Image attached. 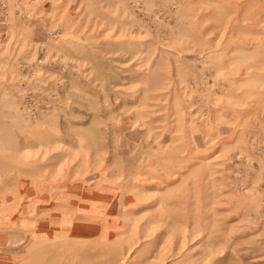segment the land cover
Instances as JSON below:
<instances>
[{
    "label": "rangeland",
    "instance_id": "rangeland-1",
    "mask_svg": "<svg viewBox=\"0 0 264 264\" xmlns=\"http://www.w3.org/2000/svg\"><path fill=\"white\" fill-rule=\"evenodd\" d=\"M0 264H264V0H0Z\"/></svg>",
    "mask_w": 264,
    "mask_h": 264
}]
</instances>
